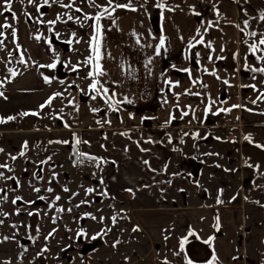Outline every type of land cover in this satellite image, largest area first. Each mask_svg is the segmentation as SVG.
<instances>
[{
    "label": "rangeland",
    "instance_id": "obj_1",
    "mask_svg": "<svg viewBox=\"0 0 264 264\" xmlns=\"http://www.w3.org/2000/svg\"><path fill=\"white\" fill-rule=\"evenodd\" d=\"M239 1L238 63L246 85L239 102L247 124L243 130L263 142L264 99L260 97L264 94V72L255 69L264 68V60L258 59L264 56V45L259 44L264 38V20L259 19L264 13V0ZM9 3L10 12L4 10L5 0H0V26L11 25L0 27V83L23 78L29 68L27 57L32 63V59L45 64V59H51L56 65L52 68L55 80L43 83L46 87L57 84V89L51 92L55 96L51 104L46 103L50 95L46 89L32 91L30 99L14 95L10 99L18 102L0 101V112L4 105V114L17 116L16 126L27 128L37 123L36 132L0 133V165L8 166L0 168V189L4 190L0 192V264H172L169 256L179 251L173 249L178 241L175 235L184 231L189 216L219 210L246 212L247 227L236 235V244L245 248L243 260L248 264H264V206L243 204L242 199L251 189V175H263V167L252 171L244 159L246 142L241 145L236 139L241 137V130L222 125L124 127L106 122L101 125L96 118L91 129L80 125L76 130L79 118L74 94L79 103L82 98L89 99L92 111L97 109L93 113L106 115L107 120L113 111L97 75H89L95 70V41L91 38L96 36L97 22L85 18L109 7L108 0H94V4L89 0ZM117 3L144 1L112 0V6ZM69 4L72 6H64ZM252 32L256 35H249ZM33 41L37 42L34 58L29 56L32 48L30 52L27 48ZM252 44L258 46L255 53ZM42 46L51 57L43 53ZM89 56L93 57L91 64L87 63ZM35 68L38 71L39 67ZM77 79L79 84L75 83ZM94 82L95 90L91 88ZM28 106L41 114L29 118L21 115ZM62 106L72 110L66 118L61 115ZM29 138H33L31 142ZM82 154L102 158L100 166ZM81 159L90 163L86 169L76 166ZM257 159L264 165V159ZM194 164L199 166L197 175ZM34 188L41 191L37 193ZM48 188L53 191L48 192ZM87 189L94 191L89 193ZM220 190L227 192V200L237 203L210 204L222 201ZM17 196L23 199L13 204ZM56 196L60 197L58 201ZM61 208L64 211H58ZM192 223L200 222L197 219Z\"/></svg>",
    "mask_w": 264,
    "mask_h": 264
},
{
    "label": "crops",
    "instance_id": "obj_2",
    "mask_svg": "<svg viewBox=\"0 0 264 264\" xmlns=\"http://www.w3.org/2000/svg\"><path fill=\"white\" fill-rule=\"evenodd\" d=\"M143 1V4L126 3L124 5L130 7L117 8L111 17L106 15L99 21L100 32L96 33L97 41L94 45L97 51L94 52V60L103 73L97 75L98 84L113 111L110 120H107L108 116L93 113L92 106L87 104L89 99L82 98L79 103V97L74 94L75 106L78 107L75 110L76 116L79 118L76 130L81 129V126H89L91 129L94 118L101 125L106 122L124 127H238L241 137H231H236L241 145L246 142L245 149H242L244 159L249 161L252 171L254 168L261 169L260 165L263 167V175H251L253 183L248 194L242 196L243 204L264 206V165L257 159H264V149L258 146L264 145V141L261 142L259 136L243 130L247 125L243 113L240 107H233L240 105V94L246 89L238 63L240 1ZM158 3H163L164 7L158 8ZM161 37L165 40L163 47H160ZM201 39L204 44L197 43ZM36 43L30 42L28 47L25 44L29 52L32 48L29 56L33 57L37 53ZM209 43L210 47L207 46ZM41 49L51 57L46 47L42 46ZM97 55L100 56L99 61L96 60ZM27 58L29 68L23 78L22 75L13 81L0 83V92L3 93L0 96L1 102H18L17 99H10L14 95H27L30 99L32 91L43 89L50 94L46 101L53 97L51 92L57 89V84L46 87L43 82L45 77L54 82L55 69L47 67L41 70L53 61L45 59V64L32 59V63ZM35 66L39 67L38 71ZM78 80L75 83L79 84ZM71 89L76 88L74 86ZM104 89H107V93H104ZM59 97L63 98L61 95ZM3 110L4 105L1 107L0 118L6 122L0 123V133L37 131L36 122L30 123L27 128L16 126L17 116L14 114L15 119L7 120L11 115L4 114ZM68 111L72 110L68 108ZM68 111L62 106L61 115L66 118ZM25 112L30 113L26 118L36 116L31 114L36 112L29 106ZM246 136L250 139L246 140ZM220 195L222 203L219 204L237 203L235 200H227L226 191L220 192ZM210 204L216 205L218 201H211ZM197 219L200 223L193 224ZM186 221L184 231L175 235L178 241L173 249L179 251L178 255L169 256L168 260L172 264H248L243 260V256H246L245 248L236 244V235L247 227L246 212L212 211L198 216L191 215ZM190 228L192 231H189Z\"/></svg>",
    "mask_w": 264,
    "mask_h": 264
},
{
    "label": "snow or ice",
    "instance_id": "obj_3",
    "mask_svg": "<svg viewBox=\"0 0 264 264\" xmlns=\"http://www.w3.org/2000/svg\"><path fill=\"white\" fill-rule=\"evenodd\" d=\"M57 2H59V0H57ZM89 2L92 3V4H94V0H89ZM29 3H35V0H29ZM44 4H48V0H44ZM5 5H6V7H5L4 10L10 12V11H11V3H9V0H5ZM108 5H109V7L111 8V11H109V7H104L103 10H102L100 13L96 14L95 16H87V15L85 16L86 19H93V20H95V21L97 22V26H96V29H95L97 33L100 32L99 21H100V19H101L105 14H107L109 17H111V16H112V13L115 12L117 8H126V7H130V5H124V4H119V3L115 4V6L113 7V6H112V0H108ZM64 6H65V7H71L72 5L69 4V5H64ZM157 7H158V8H163V7H164V4H163V3H158V4H157ZM133 10H135V9H133ZM77 11H82V10H81V9H77ZM13 15H15V14L13 13ZM68 19H69V20H72L73 17H72V16H68ZM77 19H78V18H77ZM259 19H260V20H264V13H261V15L259 16ZM48 23H50V24H55L56 21H49ZM244 23L247 24V21H245ZM0 27H9V28H10L11 25H10V24H9V25H2V26H0ZM13 34H15V33H13ZM0 35H2V33H0ZM58 35H59V34L57 33V36H58ZM73 35H75V34H73ZM249 35H253V36H255L256 33H255V32H252V33H250ZM37 39H39V37H37ZM91 41H97V37H96V36H93V37L91 38ZM71 42H72V41H68L67 43L70 44ZM48 43L51 44V40H49ZM197 43H199V44H204V41H203V39H201V40L197 41ZM164 44H165V40H164L163 37H161V39H160V47H163ZM259 44L264 45V38H261V39H260ZM207 46L210 47V43H209V45H207ZM257 47H258L257 44H252V45L250 46L251 51H252L253 53H255L256 50H257ZM93 51H94V52L97 51V47H96L95 45L93 46ZM157 54H159V48L157 49ZM197 55H198V54H197ZM209 58L211 59V57H209ZM221 58H222V57H221ZM99 59H100V56L97 55V56H96V60L99 61ZM258 59L264 60V56L258 57ZM92 60H93V57L89 56V57H88V60H87V63L91 64ZM55 66H56L55 64H51V65H47L46 67L54 68ZM94 67H95V70L92 71V72H90L89 75H91V76H96V75H101V74H103V73H102V69L99 67L98 64L95 65ZM184 71H189V70H188V69H184ZM255 71L264 72V68L255 69ZM13 75H16V73H15L14 71H13ZM213 75H215V73H213ZM44 79H45L46 82H50L49 79H48V77H45ZM193 83H195V81H193ZM225 83H227V82H225ZM205 87H206V85H205ZM91 88L94 89V90L96 89V83H95V82L91 85ZM103 91H104V93H107V89H104ZM2 95H3V93L0 92V96H2ZM55 95L58 96V95H62V94H61V93H57V94H55ZM54 98H55V96H54V97H50L49 100H48L46 103H47V104H51V101H52V99H54ZM93 99H95V97H93ZM260 99H264V94L261 95ZM254 103H255V101H254ZM44 106H45V105H41L42 108H43ZM233 107H240V105H233ZM93 111L95 112V111H97V109H93ZM249 111H251V109H249ZM29 114H30V113L25 112V113H22L21 115L27 116V115H29ZM31 114H33V115H39L38 112H37V113H31ZM184 115H187V113H184ZM13 119H15V117H12V116L7 117V120H13ZM237 119H239V118H237ZM5 122H6L5 119L0 118V123H5ZM245 139H246V140H249L250 137H247V136H246ZM50 143H51V142H50ZM61 143H68V142H67V141H62ZM258 146L264 148V145H258ZM25 147H27V142H25ZM2 151H3V149H0V152H2ZM21 155H23V153H21ZM82 155H84V156H85L87 159H89V160L95 161L97 167L100 166V160H101L102 158L91 157V156H88V154H82ZM12 159L15 160L16 157H12ZM49 159H51V158L49 157ZM81 162H82V161H81ZM43 163H46V161H41V164H43ZM144 163L147 164L148 161H144ZM7 167H8L7 165H0V168H7ZM8 170H9V171H12V169H10V168H9ZM55 175H56V174L53 173V176H54V177H55ZM2 176H3V173L0 172V177H2ZM40 178L42 179V177H40ZM8 179H13V177H8ZM101 183H103V180H102V179H101ZM33 190H34L35 192H37V193H39V192L41 191L40 188H34ZM64 190H65V191H68V189H66V188H65ZM3 191H4L3 189H0V192H3ZM47 191H48V192H52L53 189L48 188ZM87 191H88L89 193H91V192L94 191V189H87ZM129 191H130V190H129ZM221 192H222V190H221ZM105 194H106V193H105ZM74 195H75V194H74ZM4 199H7V196H5ZM22 199H23L22 197L17 196V197L12 201V203L15 204L17 201H20V200H22ZM39 199H44V197H39ZM55 199L58 201V200L60 199V197H59V196H56ZM233 199H235V197H234ZM25 203H34V201H25ZM81 203H86V201H81ZM218 203H222V201H219V200H218ZM77 207H79V205H77ZM17 211H19V210H17ZM58 211H61V212H62V211H64V209L61 208V209H58ZM68 211H71V209H68ZM28 215H33V213L29 212ZM86 215H91V214H86ZM92 218H93V219H96L95 217H92ZM101 219H103V218H101ZM112 220H113V222L115 223V221H116V217L113 216V217H112ZM218 221H219V217H217V225H216L217 228L219 227ZM2 222H3V221H0V223H2ZM14 227H15V226H14ZM136 230H138V229H133V231H136ZM84 234H85V233L83 232V230H81V235H84ZM49 235H52V234L50 233ZM166 238H167V237H166ZM7 239H8V237H5V240H7ZM93 239H96V237H93Z\"/></svg>",
    "mask_w": 264,
    "mask_h": 264
},
{
    "label": "built area",
    "instance_id": "obj_4",
    "mask_svg": "<svg viewBox=\"0 0 264 264\" xmlns=\"http://www.w3.org/2000/svg\"><path fill=\"white\" fill-rule=\"evenodd\" d=\"M89 165H90V163L88 161L84 160V159H81L76 164V166L79 167V168H87Z\"/></svg>",
    "mask_w": 264,
    "mask_h": 264
},
{
    "label": "water",
    "instance_id": "obj_5",
    "mask_svg": "<svg viewBox=\"0 0 264 264\" xmlns=\"http://www.w3.org/2000/svg\"><path fill=\"white\" fill-rule=\"evenodd\" d=\"M194 166H195L194 175H197L198 174L197 169L199 166L197 164H194Z\"/></svg>",
    "mask_w": 264,
    "mask_h": 264
}]
</instances>
